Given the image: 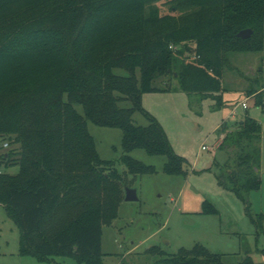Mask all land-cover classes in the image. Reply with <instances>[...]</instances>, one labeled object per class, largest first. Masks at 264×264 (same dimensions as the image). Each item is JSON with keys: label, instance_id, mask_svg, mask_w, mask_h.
<instances>
[{"label": "trees", "instance_id": "16d2710c", "mask_svg": "<svg viewBox=\"0 0 264 264\" xmlns=\"http://www.w3.org/2000/svg\"><path fill=\"white\" fill-rule=\"evenodd\" d=\"M159 1L0 0V142L15 146L0 154V205L18 229L20 256L103 264L102 227L117 216L123 178L100 159L87 121L121 130L129 174L154 172L129 156L142 149L167 158L166 174L185 176V159L143 109L142 95L167 91L173 80L177 90L220 107L230 54L264 50V0H167L166 14ZM245 29L250 37H237ZM259 87L245 95L264 113ZM134 112L148 125H135ZM233 125L223 121L217 130L227 153L226 182L218 179L264 236V214L253 215L246 198L261 184V126L247 113ZM9 165L18 172L7 173ZM202 212L216 210L204 201ZM147 252L160 256L154 264H225L201 244L168 256L156 247ZM239 264L254 262L246 255Z\"/></svg>", "mask_w": 264, "mask_h": 264}, {"label": "rangeland", "instance_id": "374dc122", "mask_svg": "<svg viewBox=\"0 0 264 264\" xmlns=\"http://www.w3.org/2000/svg\"><path fill=\"white\" fill-rule=\"evenodd\" d=\"M156 6L161 14L169 11L167 0L157 2ZM114 72L127 76V72L121 69ZM222 84L223 104L220 107L215 106V101L199 100L195 95L177 90V83L173 80L167 91L142 95L143 109L159 122L173 152L185 159V176L166 174L163 165L167 158L148 155L142 149L131 151L129 156L153 167L154 172L129 174L120 161L121 130L87 121V130L100 159L113 163L122 175L123 188L134 189L138 198L136 201H125L123 198L116 218L110 225L102 227L103 264H154L160 256L148 253L151 247L168 256L177 253L180 248L191 249L195 244L222 254L225 264H239L246 255L252 258L254 264H264V236L256 235L242 202L219 182L218 176L223 183L226 182L222 164L227 159V153L218 148L224 134L217 131L223 121L233 129V124L246 113L260 124L258 175L261 184L246 198L253 215L264 214V113L253 106L251 97L245 95L249 87L261 90L259 86L264 84V50L230 54ZM154 86L163 87L159 81H155ZM244 100L246 109L240 105ZM118 105L121 108L130 107L128 101H121ZM73 107L83 115L80 105ZM132 120L139 126L149 123L141 112H134ZM7 142L6 139L0 142V154L15 148L10 143L1 147ZM202 146L207 149L203 150ZM5 171L16 174L18 166L9 165ZM204 201L209 202L216 213H203ZM18 249V229L0 205V264H44L31 257L20 256ZM50 264L76 263L69 258L56 257Z\"/></svg>", "mask_w": 264, "mask_h": 264}, {"label": "water", "instance_id": "95a60500", "mask_svg": "<svg viewBox=\"0 0 264 264\" xmlns=\"http://www.w3.org/2000/svg\"><path fill=\"white\" fill-rule=\"evenodd\" d=\"M251 33H252L251 29L241 30L237 34V37L241 39H247L250 37ZM137 199H138L137 193L134 189L124 187V200L125 201H136Z\"/></svg>", "mask_w": 264, "mask_h": 264}, {"label": "built area", "instance_id": "2783aa9c", "mask_svg": "<svg viewBox=\"0 0 264 264\" xmlns=\"http://www.w3.org/2000/svg\"><path fill=\"white\" fill-rule=\"evenodd\" d=\"M170 48H172V46H170ZM240 105H241V107H242L243 109H246V108H247L246 100L242 101V102L240 103ZM231 115H232V117H234V115H235L234 110H232ZM2 147H7V143H3ZM202 149H203V150H206L207 147L202 146Z\"/></svg>", "mask_w": 264, "mask_h": 264}]
</instances>
